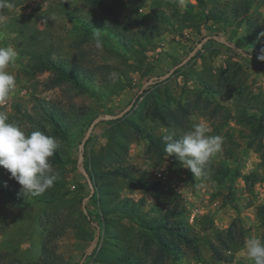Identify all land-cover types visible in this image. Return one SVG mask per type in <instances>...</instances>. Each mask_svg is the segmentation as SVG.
Returning a JSON list of instances; mask_svg holds the SVG:
<instances>
[{
  "label": "rangeland",
  "instance_id": "374dc122",
  "mask_svg": "<svg viewBox=\"0 0 264 264\" xmlns=\"http://www.w3.org/2000/svg\"><path fill=\"white\" fill-rule=\"evenodd\" d=\"M240 1L242 0H205L198 4L197 0H107V6H111V10L112 5L114 6L113 13L118 16V22H125L127 25L128 30L125 32L124 28L112 24L114 31L120 33L124 40L130 30L142 29L154 12L160 11L168 19L164 24L157 21L162 29L161 34L154 38L150 50L145 52L142 72L131 71L128 74L129 86L119 88L114 93H94L99 91L97 78L89 82V92L82 94L73 87L48 89L43 83L48 74L29 76L22 66L23 60L18 56L8 69L15 77L16 86L7 101L0 104V112L5 114H12L14 111L16 115L31 112L34 98L57 102L71 113H91L93 120L101 115H117L124 111L120 117L101 120L92 128L83 146V168H90L89 159L86 160L85 156L93 151L98 152L107 142L106 130L111 127L112 120L122 122L134 119L136 111L142 108L145 97L155 93L156 89L159 94L167 93L172 97L171 107L192 102L197 95L209 101L206 111H191L186 125L176 135L178 139L191 130L193 125L203 122L211 128L209 135L222 137L221 150L209 161L215 166L228 167L229 174L222 183L208 180V166L206 175L201 177L193 176L180 161L169 169L170 156L166 154L159 157L147 151L149 140L143 135L134 137L127 144L125 162L133 165V175L144 177L153 183L156 181L152 178L151 170L159 168L165 172L170 171L181 180L182 186L177 189L178 196L170 194L169 189H164L166 195H171L170 203L165 204L164 208H173L170 220L184 223L186 235L197 239L196 247L180 244V254L169 255L162 260L156 255L154 259L153 255L144 256L142 264H253L247 256L246 241L259 238L264 242V213L261 210L264 207V133H252L246 123L251 118L254 124L261 123L264 127V61L258 59L264 50V0H247L249 9L245 14L240 12ZM11 3L13 7L9 10L24 15L32 13L36 27L49 29L52 32L51 39L62 53L72 55L81 48L87 50L95 63L116 62L121 59L119 40L115 41L112 36H109V44L108 41L101 40L99 48L96 47V36L92 33L87 34V40L80 45L77 44V39L73 40L76 36L73 26L76 24L82 28L76 17L85 16L81 0H12ZM188 6H191L194 17H201L196 18L197 22L193 23L190 14L185 12ZM232 11L236 15L240 13L239 19L246 17V20L250 19L254 24L257 31L251 35L250 40L245 39L250 30L244 25H238L237 18L214 21L211 16L218 13L229 16ZM0 17L4 18L0 23V46L11 47L17 53L15 32L7 25V14L0 13ZM206 36L213 37L201 42ZM217 38H222L224 43L217 41ZM192 51L184 65L173 69ZM122 68H126V65ZM169 71L171 72L163 80L148 85L142 96L136 99V94L148 79L165 75ZM112 73L115 75V72ZM199 78L206 81L207 85L202 84ZM232 83L240 89L229 91L226 87ZM215 107L218 111L210 114ZM239 119H242L241 122ZM155 123L153 119L145 121L156 135L166 131L165 127ZM87 128L75 126L68 131L67 138L57 140L63 161L62 178L57 180L63 183L62 190L66 192L60 202L62 208L58 210V216L61 219L66 215L74 221L71 228L53 241L55 250L65 264H79L88 249L81 264H113L110 259L103 258L109 256V251L103 248L104 242L119 238L126 239L130 243V250L137 251L142 256L136 248H140L143 236L139 233L138 224L132 220L115 215L110 221L112 230L109 240L106 239L105 236L108 235L105 234L103 225L102 228L99 227V223H103V212L100 213L98 207L91 203V196L85 201V208L86 215L91 211L92 217L87 218L88 221L82 219V200L89 195L90 187L77 164L79 146ZM260 143L263 148L258 150ZM105 163L106 161H102L97 165L98 169H106L107 165L101 167ZM9 177L10 173L0 167V181L19 188V183ZM91 182L93 184L92 179ZM121 187L122 184L118 188L121 189L120 197L132 198L137 202L143 198V207H149L154 201L150 193H145L142 189L131 191L127 187ZM34 197L29 194L24 205L6 203L7 199L0 185V261L10 257L27 261L39 256L41 243L44 241L42 229L48 225L46 214H54L56 210H51L44 201ZM77 222L79 226H75ZM95 225L99 227L98 240ZM229 227L234 229V233H241L236 237L239 244L231 261L217 260L206 244L214 240L216 232L226 231ZM174 239L178 240L179 237ZM121 245L126 246L123 243ZM110 249V255L117 251L112 246Z\"/></svg>",
  "mask_w": 264,
  "mask_h": 264
},
{
  "label": "trees",
  "instance_id": "16d2710c",
  "mask_svg": "<svg viewBox=\"0 0 264 264\" xmlns=\"http://www.w3.org/2000/svg\"><path fill=\"white\" fill-rule=\"evenodd\" d=\"M85 16L76 17L78 24H82V28L79 25H74L73 29L76 31V36L73 40H76L80 45L87 40V34L92 33L95 35L97 30L100 32V40H105L109 44L110 37L112 36L115 41L119 40L120 48V60L116 62L95 63L86 49H79L72 55L64 54L60 51L59 47L51 39V31L49 29H39L33 22V14H23L21 12L13 11L9 8L0 9L1 14H7V25L9 29L14 33L15 49L17 50V56L23 60L24 71L30 75L47 73L46 79L43 83L48 89L53 87H73L78 93L89 92V82L97 78V87L99 89L98 95L102 92L114 93L120 88L129 86V73L131 71L142 72L144 65V54L153 45L152 41L161 34V28L157 21H161L162 24L167 22V18L162 12H154L151 16V20L146 22L142 29L137 31H129L125 38L120 33L114 31V26L124 28L127 32V25L125 22L119 23L118 16L113 13L111 6H107V0H81ZM11 3L12 0H9ZM198 4H202L205 0H197ZM241 13H247L249 9V2L242 0L239 2ZM185 11L192 17V22H197L200 16L194 17L192 15V8ZM177 10V9H175ZM236 11V9H235ZM232 11L231 15L212 14L213 20L221 21L228 19L234 20L237 18L238 25H244L246 29L250 30V34L245 36L246 40L251 39V35L256 34L257 29L252 21L246 20L244 17L239 19L240 13L235 14ZM69 14L72 12L68 11ZM246 22L244 23V21ZM84 23V25H83ZM119 23V24H118ZM78 34V35H77ZM128 35V36H127ZM217 41L224 43L222 38H217ZM76 44V45H77ZM110 64V65H109ZM121 64V65H119ZM126 65V68H122ZM123 70V71H121ZM128 70V71H126ZM115 72V75L112 73ZM199 81L207 85V82L202 78ZM206 88V87H205ZM229 91L233 92L239 90L236 84L232 83L227 85ZM155 93L148 94L144 101L142 108L136 111L135 118L132 120H125L117 122L112 120L111 127L106 130V143L101 146L98 152H91L89 156H85L86 160L89 159L90 168L86 167V171L89 173L90 178L93 180L95 187L94 193L91 195V203L101 213L103 223H99V227L103 229L106 235V239L109 238L110 230H112L110 221L111 218L120 216L121 218H127L138 224L140 228V234L143 236L139 251L130 250L128 247L130 243L126 239H110L112 241L104 242V249L109 251V256H103V258L110 259L113 264H142L143 257L148 255H155L160 260L171 256H176L181 253L180 244L188 246H197V239H191L186 235V227L184 223L178 220H170V214H172L171 207L164 208V205L170 203L171 195H166L164 189H169L170 194H178V190L171 188L166 184H162L159 181L150 183L144 177L135 176L132 174L133 165L125 162L127 154V144L133 140L134 137L143 135L148 138L149 144L147 151L156 156H164L167 153L164 151V142L162 136L166 133H174L177 138L176 132L186 125L188 117L193 109H200L203 112L206 111L209 101L205 98H200L198 95L192 102L177 104L171 107L173 102L172 97L169 94L161 95L155 90ZM93 93V94H94ZM142 93L138 94L136 99H139ZM164 98V101H162ZM31 112H22L16 115V111L12 114H6L8 116V122L16 124L25 134H30L33 131H41L46 135L55 137L57 140L65 139L68 136V131L79 126L84 129L85 126H89L93 121L91 113L80 115L77 113H71L65 109L61 104L52 101H46L45 99L34 98L32 103ZM1 109V107H0ZM19 110V108H18ZM217 112V107L213 112ZM20 112V110H19ZM208 114V113H207ZM212 116V115H211ZM153 119L155 125L163 126L166 131L156 135L152 128L145 124L146 120ZM242 119H239L241 122ZM250 127V131L255 134L259 132L264 133L261 123L254 124L253 119H247ZM263 127V128H262ZM260 136H263L260 135ZM263 144L260 143L258 150H261ZM169 155V154H167ZM171 159V169L176 165L179 160L174 154L169 155ZM107 165L106 169L99 170L97 165H100L102 161ZM54 172L59 173V179L61 176L62 168V156L60 155V143L59 147L55 151L54 155L49 158ZM208 168L210 169V181L216 183H222L229 174L227 166L218 165L215 166L208 162ZM99 170V171H97ZM171 176L173 174L166 171ZM177 181L181 182L176 176H173ZM1 190L6 197V203L24 205L27 201V195L21 193V185L12 186L0 181ZM182 183V182H181ZM120 184L122 187H127L131 191L139 188L145 193H150L154 201L149 207H143L144 199L140 201H134L132 198L120 197L118 189ZM121 187V188H122ZM63 183L60 180H56L52 188L46 190L43 194L32 195L39 200L44 201L49 205L51 210H56L54 214H46L48 219V225L42 229L41 252L36 259L33 260H21L14 257L3 259L0 264H65L59 258L58 253L55 250V243L53 242L66 230L73 226L74 219H71L64 215L61 219L58 216V212L61 210L60 202L63 201V196L66 192H63ZM178 196V195H177ZM101 198V199H100ZM109 199V201H107ZM143 202V203H142ZM59 210V211H58ZM264 213V207L261 208ZM264 216V215H263ZM262 216V218H264ZM92 217V212L88 211V215L82 213V219L88 221L87 218ZM75 226H79V223ZM74 226V227H75ZM236 234V236H235ZM241 233H234V229L229 227L226 231H219L214 234V240L208 241L207 246L211 251V255L217 260L231 261L233 252L236 250V246L239 244L236 237ZM115 236V235H114ZM118 236V235H116ZM179 237V241L174 239ZM182 238V239H180ZM109 240V239H108ZM113 242V243H112ZM123 243L126 246L121 245ZM117 248V251L110 255V247ZM139 246V245H138ZM230 252V253H229ZM108 254V253H107ZM3 255V254H2Z\"/></svg>",
  "mask_w": 264,
  "mask_h": 264
},
{
  "label": "clouds",
  "instance_id": "9594fccd",
  "mask_svg": "<svg viewBox=\"0 0 264 264\" xmlns=\"http://www.w3.org/2000/svg\"><path fill=\"white\" fill-rule=\"evenodd\" d=\"M9 0H0V9L12 8ZM0 17V23L3 22ZM96 47H101L100 32L97 30ZM17 53L11 47L0 46V104H4L16 86L15 77L8 71L15 63ZM258 59L264 61V50ZM211 128L207 123H197L180 138L174 133L162 136L164 151L175 154L176 158L195 177L206 175V166L210 159L221 150L222 137L209 135ZM59 147L55 137L41 131L25 134L16 124L8 122V116L0 112V167L10 173L21 185V193L40 195L53 187L59 178L54 172L49 158ZM248 258L253 264H264V242L259 238H250L245 244Z\"/></svg>",
  "mask_w": 264,
  "mask_h": 264
},
{
  "label": "water",
  "instance_id": "95a60500",
  "mask_svg": "<svg viewBox=\"0 0 264 264\" xmlns=\"http://www.w3.org/2000/svg\"><path fill=\"white\" fill-rule=\"evenodd\" d=\"M212 37H213V36H206V37H204V38L201 40V42H203L205 39H211ZM192 53H193V51H192V52H191V53H190L185 59H183L182 61H180L179 63H177V64L173 67V69H176V68H178V67L184 65V64L186 63V61L191 57ZM173 69H172V70H173ZM170 72H171V71H169L167 74L162 75V76H159V77H157V78H150V79H148V80L143 84V86H142L141 89L138 91V93L136 94L135 97H137L138 94L143 93V90H144L148 85L152 84L153 82H157V81H161V80H163V79H164V78H165ZM133 101H134V99H133ZM123 113H124V111H122L121 113H119V114H117V115H111V116H110V115H101V116L96 117V118L90 123V125L88 126L87 131H86V133H85V135H84V137H83V139H82V141H81V143H80V146H79V163L77 164V168H78V170L82 173V175L86 178V180H87V182H88V184H89V187H90V193H89V195H88L87 197H85V198L82 200V209H83V211H84L85 214H87V212H86V208H85V201H86V200H87V199H88V198L94 193L95 189H94V186H93V184H92V182H91V178H90L88 172L86 171L85 168H83V167L81 166V160H82V156H83V146H84V144H85V142H86L88 136L90 135V133H91V131H92V128H93V127H94L99 121H101V120H108V119L118 118V117H120ZM95 226H96V229H97V232H96V240H98V239H99V227H98V225H95ZM88 252H89V249H88V250L86 251V253L83 255V257H82V259H81V261H80L79 264L82 263L84 257L86 256V254H87Z\"/></svg>",
  "mask_w": 264,
  "mask_h": 264
},
{
  "label": "built area",
  "instance_id": "2783aa9c",
  "mask_svg": "<svg viewBox=\"0 0 264 264\" xmlns=\"http://www.w3.org/2000/svg\"><path fill=\"white\" fill-rule=\"evenodd\" d=\"M151 175H152V178H154V180H157L162 184H166L175 190H177L178 187L182 186L181 182L177 181L169 173H167V172H165L159 168L152 169Z\"/></svg>",
  "mask_w": 264,
  "mask_h": 264
}]
</instances>
